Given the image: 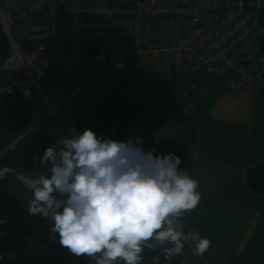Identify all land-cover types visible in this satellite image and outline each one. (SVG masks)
<instances>
[{"label": "built area", "instance_id": "built-area-1", "mask_svg": "<svg viewBox=\"0 0 264 264\" xmlns=\"http://www.w3.org/2000/svg\"><path fill=\"white\" fill-rule=\"evenodd\" d=\"M15 17L23 22L18 36L12 32ZM0 32L9 50L0 69L16 71L0 92L16 88L31 98L33 113L39 112V97L47 111L25 133L55 115L84 144L58 112L67 100L76 101L83 85L46 88L44 68L50 62L70 73L91 58L95 75L108 67L130 69L159 84L197 73L208 82L225 78L233 93L258 88L264 73V0H0ZM61 94L66 98L56 110L51 95ZM68 108L73 114V104ZM38 211L51 215L43 206Z\"/></svg>", "mask_w": 264, "mask_h": 264}, {"label": "trees", "instance_id": "trees-1", "mask_svg": "<svg viewBox=\"0 0 264 264\" xmlns=\"http://www.w3.org/2000/svg\"><path fill=\"white\" fill-rule=\"evenodd\" d=\"M7 54L8 47L0 32V64ZM202 78L203 83L208 82L204 76ZM31 113L30 97L13 87L0 92V126L7 134H20L28 126ZM111 125L109 117L102 118L98 127L87 134L88 143L99 153V133L102 129L105 134L109 133L107 127ZM193 130L190 129L183 141L170 136L160 138L154 148V159L159 168L144 177V200L114 174L103 196L99 197L98 178L104 166L88 148L76 142L70 159L77 180L62 184L53 169L32 178L29 191L34 206H24L19 197L7 190L13 169L11 161H15L23 173L48 164L52 137L45 130L33 132L26 140H19L14 149L3 153L7 144L0 142V264H72L68 249L81 264H189L178 253L179 246L188 249L191 257L205 261L204 253L195 244L181 241L178 231L175 233L170 229L172 222L176 226L181 211V203L177 205L180 171L191 165L190 156L195 146ZM110 155L115 172L130 181L142 157L138 143L127 141L119 147H111ZM244 180L251 193L264 196V160L245 168ZM63 195L80 197L84 206L67 210ZM40 204L51 211V216L35 210ZM128 209L143 215L151 213L154 219L145 228H129L119 220H113ZM74 219L93 224L109 236L102 244L110 253V259L88 260V236L75 228ZM263 240L264 235L257 243ZM235 263L236 260H232L228 264Z\"/></svg>", "mask_w": 264, "mask_h": 264}, {"label": "crops", "instance_id": "crops-1", "mask_svg": "<svg viewBox=\"0 0 264 264\" xmlns=\"http://www.w3.org/2000/svg\"><path fill=\"white\" fill-rule=\"evenodd\" d=\"M55 63L59 69V63ZM54 71L55 68H52L51 74ZM103 72L95 75L94 71L92 75L83 77L84 73L81 68H73L70 73L60 75L63 80L57 87L69 89L83 85L82 90L88 85V82H92ZM15 77V70L0 69L2 88L11 85ZM261 79L262 84L258 90L243 88L237 93H232L227 88H222V93L217 94L213 99L208 110V117L205 118V124L201 123L199 128L188 123L186 126L179 127L178 125L176 126L177 129H173L171 126H167L166 121L163 128L168 127L167 129L156 130L155 126L150 125L149 118L143 119L141 117L140 120H131L133 115L139 114L137 109L148 104H141V106L130 104L123 108L120 107L111 114L112 119L113 116L117 118L119 112L125 113L128 109L132 110V117L124 116V119L132 124L131 133L135 131L138 139L123 137L130 140H139L144 133L153 130L155 138H157V133L162 132V137L170 136L183 141L190 129H194L195 146L190 156L189 163L191 165L187 168L189 173L185 177V181H180L178 187L181 211L176 220V228L179 236H181V241L195 244L204 253L206 260L202 261L191 257L188 261L189 264H228L232 260H236L235 264H264V240L257 243L258 239L264 235V196L251 193L244 180L245 168L264 160V154L250 153L251 143L256 147L263 145L260 139L264 141L263 75ZM167 83L181 84V78L179 80L173 79ZM201 83L203 86L207 85L203 84L202 80ZM116 97L121 98L118 94ZM254 97L255 105L260 106L258 110L254 106ZM85 100L87 103L89 102L87 98ZM78 110L80 118L78 122L76 119L75 124L78 133L87 138L88 132L98 127L99 118L106 115H100L96 119L93 117L96 121L92 119V123H89L82 118L87 111L86 104H81V108L78 107ZM197 112L195 119L200 113L202 114L199 108H197ZM185 114L188 115L187 112ZM258 115L259 117L263 116V118H260V135L258 138H254V129L260 122L257 120ZM54 120L51 118V121ZM158 129L161 128L158 127ZM101 131L103 134L99 135V151L101 150L100 153H103L101 156L107 162L108 167L106 165L102 168L104 174L101 175L107 180L102 182L98 178V183L99 186L105 187L110 182L114 172L111 169L113 168L109 149L111 145L105 139L107 136L105 131L103 129ZM47 132L50 135L54 132L56 135H54L53 141L58 146L69 147L71 151L77 142L71 134L65 131ZM18 135H9L0 126V142L8 144ZM28 135L23 140L32 136V134ZM136 142L142 152L143 146L139 141ZM120 143L123 144V142L115 144ZM156 144L157 142L152 141L150 145H146V149L152 152ZM151 156L154 159V154ZM98 159L103 161L101 158ZM158 168L159 165L154 159L146 171L139 172L140 170L137 168L130 182L137 190H143L145 193L146 190L140 186V183L143 184L146 172L156 171ZM187 169L184 168L182 171ZM56 171L58 172L57 169ZM128 210L130 211V209ZM254 244L256 245L253 247Z\"/></svg>", "mask_w": 264, "mask_h": 264}, {"label": "rangeland", "instance_id": "rangeland-1", "mask_svg": "<svg viewBox=\"0 0 264 264\" xmlns=\"http://www.w3.org/2000/svg\"><path fill=\"white\" fill-rule=\"evenodd\" d=\"M23 29V22L15 17V26L12 29V32L15 36H18ZM96 60H93L91 58L85 59L81 62V71H83L84 76L88 77L92 75L95 71L94 63ZM130 66V63H129ZM52 68H55L54 73L51 74ZM78 68V69H80ZM109 69L103 72L101 76L93 80L92 82H88V85H86L79 94V97L76 99V101L70 100L66 101V103L59 105L58 112L60 114V107L64 112V118L75 127V129L78 131L76 127V119L77 122L80 118L78 107L81 108V104H86L87 111L83 114L82 118L85 121H88L89 123H92L93 117L98 118L100 115H106L104 117L99 118L98 125L100 124L102 118L109 117L111 119V114L113 111H116L120 107L123 108L124 106L134 105V106H141V104H148L147 106L143 108L137 109L139 111V114L133 115L130 109H128L127 112L121 113L119 112L117 115H119L117 118L113 116L111 119L112 125L107 127L109 129V133L106 136V141L110 143L111 147L115 146H121L120 144H115L118 142H127V141H133L137 143L136 141H139L140 144L143 146V155L138 163V170L146 171L149 166L152 165L154 162V159L151 155H153V151L150 152V150L146 149V145H150L152 141L159 142L160 138L162 137V132L157 133V138H155V132L149 131L147 133H144L141 138L138 139L136 136V132L133 131L131 133L132 124L130 122H127L126 119H124V116L126 117H132L131 120H140L142 117L143 119L149 118V123L151 126H155L156 130H165L164 124L167 121V126H171L173 129H177L176 126H186L188 123L192 124L194 127L198 128L200 127L201 123L205 124V118L208 117V110L210 109L213 99L217 94L222 93V88H227L225 83V78L217 79L215 81L209 82L206 86H203L201 83V80L203 79L200 74H193V73H186L181 74L175 77L174 79L179 80L181 78V84H172V83H166V84H159L151 81V79L145 75H139L135 76L132 74L130 69L128 71H120L113 67H108ZM44 74H45V80L44 86L46 88H56L61 90H71L64 89L57 87L60 83L62 77L61 74H65L59 71L58 67L56 66L55 62H50L47 67L44 68ZM264 77V74H263ZM184 78V79H182ZM178 82V81H177ZM184 82V83H182ZM262 84V80L261 83ZM259 87L254 89L258 90ZM43 85V84H42ZM263 90V89H261ZM46 94H49L51 90L44 89L43 90ZM118 95L121 96V98L116 97ZM262 94H264L262 92ZM38 96V95H37ZM66 97L64 94L55 96L51 95V102L55 105V108L57 110V106L61 100H64ZM85 98L88 99V103L85 100ZM117 100H119L117 102ZM258 101V100H257ZM263 103V102H262ZM73 104L74 112L73 114H69V108L68 106H71ZM254 106L258 110L260 106L255 105V97H254ZM197 108L200 109V113L195 119V115L198 113ZM37 109H39V112H32L31 113V119L32 121H37L41 113L47 112L45 104L42 103V100L37 97ZM136 111V110H135ZM185 112L188 113V115L185 114ZM62 113V112H61ZM191 113L192 115L190 116ZM255 114V113H254ZM110 115V116H107ZM76 116V118H75ZM175 117V118H174ZM192 117V119H191ZM51 118H54V121H51ZM263 116L259 115L257 116V120L260 121L259 124L254 129V138H258L260 135V123ZM46 122H42L40 128H36L31 130L30 132L25 133L30 125V122L28 126L21 131V133L18 135V139L16 143L12 147H8L10 144L8 143L4 150H12L16 147L17 142L25 138L28 134H32L33 132H38L41 130L45 131H65L71 134L77 142H80L82 145L86 146L82 142L81 139H79L78 136L73 135L71 131L66 129V127L60 122H56V116L50 115L47 119H45ZM116 120V121H115ZM130 120V121H131ZM116 122V123H115ZM116 125V129H115ZM106 126V125H105ZM160 127L161 129H158ZM106 128V129H107ZM107 129V130H108ZM174 132V131H173ZM103 134V131L99 133V135ZM79 134V133H78ZM28 135V136H29ZM54 132L51 133L52 136V142H51V156L50 161L48 164L29 169L28 171L21 172L18 170L17 164L15 161H11L12 165V176L9 179V184L7 186V190L13 194L14 196L19 197L20 201L24 206L33 205L34 201L31 198L30 191H29V185L30 180L35 177H39L40 175L46 173L49 170H58V178L59 182L62 184L71 183L74 182V180H77V174L74 171V168L72 166V162L70 159L71 150H69V147H61L58 146L54 139ZM80 137L83 139V141H87V138L83 137L81 134H79ZM123 137H132L137 138L134 140H130L128 138ZM264 137V136H263ZM12 140L11 142H13ZM261 143L263 145L254 146L252 143L250 144V153H259L264 154V141L260 139ZM10 142V143H11ZM86 142V143H87ZM90 145V144H89ZM111 147L109 149H111ZM155 148V147H154ZM90 150L93 152H96V150L90 146ZM101 151V150H100ZM109 151V150H108ZM98 157L101 158L103 161V166L107 165V162L102 158L101 153L98 151L96 152ZM103 154V153H102ZM243 157V154H242ZM241 157V158H242ZM108 167V165H107ZM149 172V171H148ZM146 172V173H148ZM136 173V172H135ZM84 173H82L83 175ZM103 171L99 174V178L102 182L106 181L107 179H104L101 175H103ZM114 175H116L114 173ZM118 178L122 180V182L129 187L139 198L140 200H144L146 191L144 193L143 190H137L134 185L130 181H125L122 179L119 175ZM109 183V182H108ZM105 187L99 186V191L97 195L99 197L103 196L104 192L107 189V185ZM140 186L144 187V179L143 184L140 183ZM179 198V194H178ZM62 201L67 208V210H72L76 208H82L84 206L83 200L78 196H69V195H63ZM45 206L43 204L36 205L35 210L41 207ZM45 208L48 210V208L45 206ZM119 220L122 222L125 226L129 228H145V225L149 224L150 220L154 219V216L150 213L149 215H143L136 211H126L124 210L115 220ZM73 224L75 228L88 236V240L86 242V255L88 260L91 261H98L99 259H110V253L108 252L107 248L102 244L104 241H107L109 239V236L100 228L97 226L87 223L82 220L74 219ZM172 227L170 228L173 232H177V228L175 226V223H171ZM178 253L183 256L186 261H190L191 254L183 246H179ZM37 251L41 253L42 257H45V254L42 253V251L37 247ZM68 256L72 261V264H81L80 260L75 256L74 252L71 249H68Z\"/></svg>", "mask_w": 264, "mask_h": 264}, {"label": "bare ground", "instance_id": "bare-ground-1", "mask_svg": "<svg viewBox=\"0 0 264 264\" xmlns=\"http://www.w3.org/2000/svg\"><path fill=\"white\" fill-rule=\"evenodd\" d=\"M8 54H9V50H8ZM8 54L5 56V58L8 56ZM74 68H76V67H74ZM65 73H69V72H65ZM77 87H80V86H77ZM77 87H73L72 89L77 88ZM78 90H79V89H78ZM78 90H77V91H78ZM80 90H81V88H80ZM80 90H79V92H78V94H77V98H78V96H79ZM60 111L62 112V113L60 112V114H61L60 117L64 119V116H63V115H64V112H63V110H62L61 107H60ZM59 120L61 121V119H59ZM66 129H67V128H66ZM79 139H80V138H79ZM85 143H86V142H85ZM86 144H87V143H86ZM88 150H89V149H88Z\"/></svg>", "mask_w": 264, "mask_h": 264}, {"label": "water", "instance_id": "water-1", "mask_svg": "<svg viewBox=\"0 0 264 264\" xmlns=\"http://www.w3.org/2000/svg\"><path fill=\"white\" fill-rule=\"evenodd\" d=\"M203 84H207V83L205 82V83H203ZM205 86H206V85H205ZM85 147H86V146H85ZM86 148H88V149L90 150V146L87 145ZM90 151H91V150H90ZM91 152H92L97 158H99L96 152H93V151H91Z\"/></svg>", "mask_w": 264, "mask_h": 264}, {"label": "clouds", "instance_id": "clouds-1", "mask_svg": "<svg viewBox=\"0 0 264 264\" xmlns=\"http://www.w3.org/2000/svg\"><path fill=\"white\" fill-rule=\"evenodd\" d=\"M88 146H90V145H88Z\"/></svg>", "mask_w": 264, "mask_h": 264}]
</instances>
